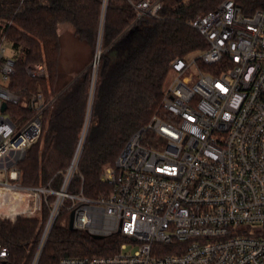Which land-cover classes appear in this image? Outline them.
I'll list each match as a JSON object with an SVG mask.
<instances>
[{"label": "built area", "instance_id": "2783aa9c", "mask_svg": "<svg viewBox=\"0 0 264 264\" xmlns=\"http://www.w3.org/2000/svg\"><path fill=\"white\" fill-rule=\"evenodd\" d=\"M131 4L136 22L158 16L162 1ZM6 23H0V218L42 217L46 209L30 264L38 263L63 206L73 212L74 229L124 240L112 255L56 264H264V8L247 14L224 0L190 21L207 47L172 61L157 110L103 172L111 192L99 198L68 191L83 135L58 188L57 174L45 185L24 183L21 161L53 99L32 94V115L19 126L5 114L19 100L8 87L16 61ZM26 72L46 75L40 63ZM8 255L0 242V264Z\"/></svg>", "mask_w": 264, "mask_h": 264}, {"label": "trees", "instance_id": "16d2710c", "mask_svg": "<svg viewBox=\"0 0 264 264\" xmlns=\"http://www.w3.org/2000/svg\"><path fill=\"white\" fill-rule=\"evenodd\" d=\"M139 0H0V23L16 65L8 87L19 98L7 108L15 125L32 110L28 99L41 92L42 132L21 161L23 181L58 188L82 135L77 170L68 191L89 198L107 196L111 185L102 180L131 135L157 110L178 57L200 52L207 43L190 21L214 10L224 0H161L158 16L135 20L131 2ZM243 13L264 8V0H233ZM91 51L101 52L95 69L86 68L70 85L59 84L61 27ZM42 64L46 75L30 76L26 67ZM55 97V98H54ZM54 196H50L53 198ZM67 213L55 219L37 264H56L63 257L109 256L124 240L119 233L95 239L85 230L69 229ZM42 217L0 218V242L9 250L4 264H30ZM69 217V216H68Z\"/></svg>", "mask_w": 264, "mask_h": 264}, {"label": "rangeland", "instance_id": "374dc122", "mask_svg": "<svg viewBox=\"0 0 264 264\" xmlns=\"http://www.w3.org/2000/svg\"><path fill=\"white\" fill-rule=\"evenodd\" d=\"M61 54L59 67V84L67 83L75 73H80L83 69L91 67L95 69L96 64L93 65L94 58L99 52V44L93 51L83 42H80L74 36V29L71 25H62L61 27ZM7 44V43H6ZM8 52L11 53V46L7 44ZM5 114L8 115L7 110ZM67 213V224L69 220V210L64 206L61 208L59 220L63 218V214ZM134 250L128 245L126 251Z\"/></svg>", "mask_w": 264, "mask_h": 264}, {"label": "water", "instance_id": "95a60500", "mask_svg": "<svg viewBox=\"0 0 264 264\" xmlns=\"http://www.w3.org/2000/svg\"><path fill=\"white\" fill-rule=\"evenodd\" d=\"M100 54H101V52H98V54L94 58V61L98 60ZM85 69H83L80 73H78L59 93H61L68 85H70V83H72L74 81V79H76ZM6 107H7V105L4 102L2 104V111H4L6 109ZM84 138H85V136L83 137V140H84ZM72 223H73V212L71 211L70 214H69V220H68V227H69V229H74ZM92 237L95 238V239L104 238L103 235H96V234L92 235Z\"/></svg>", "mask_w": 264, "mask_h": 264}]
</instances>
